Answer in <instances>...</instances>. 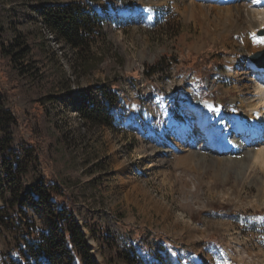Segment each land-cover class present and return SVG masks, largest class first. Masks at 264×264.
Here are the masks:
<instances>
[{"label":"rangeland","instance_id":"rangeland-1","mask_svg":"<svg viewBox=\"0 0 264 264\" xmlns=\"http://www.w3.org/2000/svg\"><path fill=\"white\" fill-rule=\"evenodd\" d=\"M45 1L102 20L83 65L41 24L40 1L0 0V97L15 118L13 154L31 159L26 184L59 187L57 206L85 226L96 264H264V163L249 157L257 148L190 154L183 136L197 124L180 110L210 107L215 128L237 111L252 127L261 68L249 57L264 50V21L242 8L251 0L238 11L226 0ZM190 2L205 12L190 14ZM16 38L31 53L14 64ZM101 86L117 93L105 104L109 127L78 113L82 101L102 102ZM25 211L48 231L42 212ZM16 234L0 227V264L17 256Z\"/></svg>","mask_w":264,"mask_h":264},{"label":"trees","instance_id":"trees-1","mask_svg":"<svg viewBox=\"0 0 264 264\" xmlns=\"http://www.w3.org/2000/svg\"><path fill=\"white\" fill-rule=\"evenodd\" d=\"M41 3L39 19L55 38L76 53L84 65L94 37L100 33L101 16L78 4ZM30 48L23 40H16L7 55L14 64L29 56ZM102 102L82 101L78 108L80 117L92 126H111L112 117L108 106H112L117 93L108 92L105 87L98 88ZM15 118L2 103L0 97V227L14 229L16 234L17 256L8 264H96L90 254L86 234L73 212L64 205L57 206L55 197L60 189L52 184L38 181L26 184L25 175L30 158L13 154L11 127ZM31 205L42 212L48 223V231H39L29 218L25 207ZM35 232L38 236L35 237ZM126 259L127 264L131 260Z\"/></svg>","mask_w":264,"mask_h":264},{"label":"bare ground","instance_id":"bare-ground-1","mask_svg":"<svg viewBox=\"0 0 264 264\" xmlns=\"http://www.w3.org/2000/svg\"><path fill=\"white\" fill-rule=\"evenodd\" d=\"M226 1L227 3H231V7L236 8L238 11V1L240 0ZM242 8H247L246 11L252 13L253 19H262L264 21V0H251L249 3L244 4ZM187 9L190 14H202L205 12L204 6L193 2L189 3ZM254 73L255 85L252 91L255 92L258 103L256 105H250V107H252L251 111H253L252 114L255 116L252 119V127L250 128L246 126L243 121L236 118L237 116L239 117L240 114L237 111L234 112V116L230 123L222 122L215 128L211 126L208 116L205 115L210 114V107L206 109L205 114L198 112L192 113L193 111L191 112L190 109L181 107L180 110H182L184 115L187 116V123L189 125L192 123L197 124L196 127H194L195 130L193 133L183 136V142L186 143V146L188 147L186 151H190V154L192 153L195 155L204 152L210 154L213 153L214 155V152H216L217 149L220 154L235 155L244 153L250 154L252 148L255 147L258 152L254 155L250 154L249 157H252L255 161L260 160L262 161L261 163H264V157H262V155H264V67L255 70ZM242 87L243 89L246 90L247 88L248 90L250 85L245 83ZM250 96L252 97V95ZM209 106L212 105L210 104ZM235 122L236 125H234ZM168 125H170V123H168ZM191 129L192 128L190 127V130ZM220 130H223L224 132L221 134L219 132ZM210 143L212 146H210Z\"/></svg>","mask_w":264,"mask_h":264},{"label":"water","instance_id":"water-1","mask_svg":"<svg viewBox=\"0 0 264 264\" xmlns=\"http://www.w3.org/2000/svg\"><path fill=\"white\" fill-rule=\"evenodd\" d=\"M264 35V30L262 32ZM249 60L257 67H264V50L254 53L249 57ZM197 106H200L199 103H196Z\"/></svg>","mask_w":264,"mask_h":264}]
</instances>
